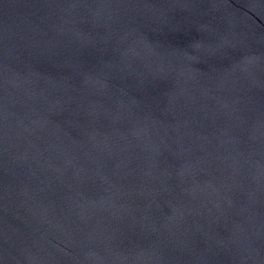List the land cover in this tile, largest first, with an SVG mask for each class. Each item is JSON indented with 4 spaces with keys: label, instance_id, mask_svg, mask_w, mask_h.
<instances>
[{
    "label": "water",
    "instance_id": "95a60500",
    "mask_svg": "<svg viewBox=\"0 0 264 264\" xmlns=\"http://www.w3.org/2000/svg\"><path fill=\"white\" fill-rule=\"evenodd\" d=\"M0 264H264V0H0Z\"/></svg>",
    "mask_w": 264,
    "mask_h": 264
}]
</instances>
